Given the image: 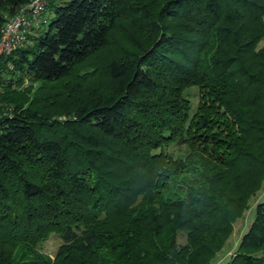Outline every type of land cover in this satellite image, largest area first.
I'll return each mask as SVG.
<instances>
[{
	"label": "trees",
	"instance_id": "16d2710c",
	"mask_svg": "<svg viewBox=\"0 0 264 264\" xmlns=\"http://www.w3.org/2000/svg\"><path fill=\"white\" fill-rule=\"evenodd\" d=\"M32 1L0 0V40ZM54 15L0 56V264H213L264 190V0H72ZM124 21L152 38L130 31L106 86L71 81ZM253 214L225 264H264V200Z\"/></svg>",
	"mask_w": 264,
	"mask_h": 264
},
{
	"label": "rangeland",
	"instance_id": "374dc122",
	"mask_svg": "<svg viewBox=\"0 0 264 264\" xmlns=\"http://www.w3.org/2000/svg\"><path fill=\"white\" fill-rule=\"evenodd\" d=\"M72 0H50L49 5L46 8V11L43 14V19L45 21V24L43 25V31L46 29V27L51 22L52 18L55 16V9L59 6H66L68 5ZM138 23H132V22H125L124 26L126 28V31L128 33H124V35H116L113 39L112 45L109 46V48L104 49L103 51H99V53H96L95 55L91 56L88 60H86L82 65L78 66L74 70V74L70 80H83L86 88H94L95 86H98V81L102 82V85L106 86L108 84L109 76L107 73L108 64L110 61H112L114 55L116 54V50L118 49V44L125 47V45H128V35H130V31H133L137 35L139 34L140 37H143V41L146 42L148 39H151V34L143 33L141 32V26L140 22ZM264 45V43L262 44ZM9 80V79H8ZM69 80V81H70ZM66 81H63L60 84L56 85H49L45 86V90L42 93H45L46 96L55 95L56 93H59L61 90V87L63 88V85ZM69 83V82H68ZM32 86V87H30ZM40 87V83H36L32 85L29 81H25V84L20 88L26 91H29L30 93H34ZM28 88V89H25ZM85 88V89H86ZM30 96V95H29ZM44 96V95H43ZM62 96V95H61ZM185 97L190 101L192 106V113L196 112L199 102H200V94L199 89L196 87L187 89L185 91ZM36 95V99H37ZM61 98H66L65 95H63ZM167 152L172 153L173 156L176 158H183L186 156L187 149L185 146L179 145V144H173L170 147L167 148ZM264 200V190L260 191L256 196L252 197L251 200H249V208L243 213L242 217L237 219L235 223L233 224V232L232 235L229 237L227 241L226 246L222 250V252L218 253L217 258L214 260L213 264H225L227 263L231 256L234 255L236 252L238 245L240 243V239L244 236V234L249 229V226H251V223L253 221L254 211L256 206ZM59 236H52L51 240L48 243H45L42 245V248L40 247L41 251L54 257L59 245L62 243L61 239L58 238ZM183 239L179 243L183 244Z\"/></svg>",
	"mask_w": 264,
	"mask_h": 264
},
{
	"label": "built area",
	"instance_id": "2783aa9c",
	"mask_svg": "<svg viewBox=\"0 0 264 264\" xmlns=\"http://www.w3.org/2000/svg\"><path fill=\"white\" fill-rule=\"evenodd\" d=\"M47 0H34L29 5L20 9L13 19H9L3 29V38L0 41V54L6 51H14L24 42V35H31L45 24L43 14L46 11Z\"/></svg>",
	"mask_w": 264,
	"mask_h": 264
},
{
	"label": "bare ground",
	"instance_id": "6f19581e",
	"mask_svg": "<svg viewBox=\"0 0 264 264\" xmlns=\"http://www.w3.org/2000/svg\"><path fill=\"white\" fill-rule=\"evenodd\" d=\"M13 18H15V16L14 17H12V18H9L10 20L11 19H13ZM34 35V31L31 33V35ZM28 36H30V35H24V37H23V39H22V41L21 42H24L25 43V41H28ZM2 38H3V33H2V36H1V40H2ZM0 40V41H1ZM10 53H12V51H6V52H2V54H0V56H2L3 54H10Z\"/></svg>",
	"mask_w": 264,
	"mask_h": 264
}]
</instances>
